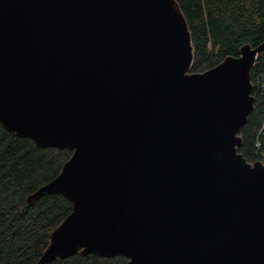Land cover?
Instances as JSON below:
<instances>
[{
    "label": "water",
    "instance_id": "1",
    "mask_svg": "<svg viewBox=\"0 0 264 264\" xmlns=\"http://www.w3.org/2000/svg\"><path fill=\"white\" fill-rule=\"evenodd\" d=\"M263 50L192 72L177 0H0V122L73 150L28 197L73 203L37 264H264V164L238 152Z\"/></svg>",
    "mask_w": 264,
    "mask_h": 264
},
{
    "label": "trees",
    "instance_id": "2",
    "mask_svg": "<svg viewBox=\"0 0 264 264\" xmlns=\"http://www.w3.org/2000/svg\"><path fill=\"white\" fill-rule=\"evenodd\" d=\"M192 35V72H203L245 44L264 42V0H177ZM254 110L239 132L238 152L264 164V50L252 69ZM259 144V146H258ZM73 150L41 148L30 138L7 131L0 122V264H37L50 234L72 212L62 194L28 197L53 180ZM46 264H129L124 256L77 253Z\"/></svg>",
    "mask_w": 264,
    "mask_h": 264
},
{
    "label": "built area",
    "instance_id": "3",
    "mask_svg": "<svg viewBox=\"0 0 264 264\" xmlns=\"http://www.w3.org/2000/svg\"><path fill=\"white\" fill-rule=\"evenodd\" d=\"M258 146H259V144H258Z\"/></svg>",
    "mask_w": 264,
    "mask_h": 264
}]
</instances>
